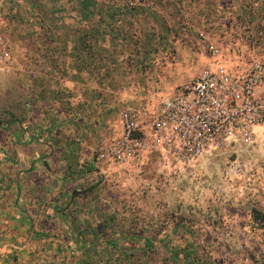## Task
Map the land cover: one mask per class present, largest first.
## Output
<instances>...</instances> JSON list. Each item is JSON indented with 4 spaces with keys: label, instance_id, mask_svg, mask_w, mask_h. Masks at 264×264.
Wrapping results in <instances>:
<instances>
[{
    "label": "rangeland",
    "instance_id": "1",
    "mask_svg": "<svg viewBox=\"0 0 264 264\" xmlns=\"http://www.w3.org/2000/svg\"><path fill=\"white\" fill-rule=\"evenodd\" d=\"M102 1L119 7L123 25L114 31L115 46L122 60L129 62L128 76L118 80L120 100L102 106L108 137L117 129L124 106L141 105L154 93L168 94L207 62L199 29L212 34L231 55L264 54L261 29L239 20L232 25L196 26L183 21L176 0L165 11L160 0ZM151 1L158 7L144 8ZM224 2L216 3L222 7ZM8 8L10 23L14 12L11 4ZM219 13L222 18L223 11ZM20 25L18 35L14 25L9 28L11 58L0 69L1 145L5 142L1 125L12 130L13 120L25 111L17 99L21 91L16 86V53L22 45L31 47L21 35H31L32 30ZM183 31H190L193 39H180ZM252 135L248 143L210 148L187 164L174 163L156 149L126 164L105 163L103 183L69 208L78 214L66 218L77 248L72 256L81 255L80 264H183L192 246L201 264H264V227L253 219V210L264 215V124L256 126ZM7 145L14 146L10 136ZM175 252L178 263L172 259Z\"/></svg>",
    "mask_w": 264,
    "mask_h": 264
},
{
    "label": "crops",
    "instance_id": "2",
    "mask_svg": "<svg viewBox=\"0 0 264 264\" xmlns=\"http://www.w3.org/2000/svg\"><path fill=\"white\" fill-rule=\"evenodd\" d=\"M160 1L162 11L170 9L171 0ZM216 2L176 0L175 5L190 25L239 20L260 28L264 39V0H225L222 7ZM10 4L14 20H6L2 33L8 35L14 25L18 35L21 23L32 33L21 35L31 47L22 45L16 53L17 99L25 111L12 130L1 125L0 264H80L81 255L72 256L77 248L66 218L78 215L69 208L103 183L106 164L95 160L96 152L120 133L119 118L113 134L104 135L108 118L102 106L120 100L118 80L128 76L129 62L115 46L122 18L118 5L102 0ZM156 7L151 1L144 8ZM178 36L194 37L190 31ZM9 136L14 146L8 147Z\"/></svg>",
    "mask_w": 264,
    "mask_h": 264
},
{
    "label": "built area",
    "instance_id": "3",
    "mask_svg": "<svg viewBox=\"0 0 264 264\" xmlns=\"http://www.w3.org/2000/svg\"><path fill=\"white\" fill-rule=\"evenodd\" d=\"M11 1L0 0V69L11 58V43L1 31ZM197 35L207 62L168 94L124 106L120 133L98 149L96 161L126 164L156 149L174 163L187 164L210 148L252 141L253 129L264 124V54L231 55L212 34L199 29Z\"/></svg>",
    "mask_w": 264,
    "mask_h": 264
},
{
    "label": "trees",
    "instance_id": "4",
    "mask_svg": "<svg viewBox=\"0 0 264 264\" xmlns=\"http://www.w3.org/2000/svg\"><path fill=\"white\" fill-rule=\"evenodd\" d=\"M253 219L257 222H261L263 227H264V215L261 211L259 210H253ZM113 242V241H111ZM146 243H150L149 239L145 238ZM175 263L179 262V257L177 253H173V257ZM183 259H185L183 264H201V257L196 254L195 249L191 246L189 252L184 255Z\"/></svg>",
    "mask_w": 264,
    "mask_h": 264
}]
</instances>
